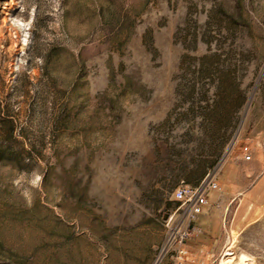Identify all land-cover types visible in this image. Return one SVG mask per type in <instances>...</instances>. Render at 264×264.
<instances>
[{"label": "rangeland", "instance_id": "374dc122", "mask_svg": "<svg viewBox=\"0 0 264 264\" xmlns=\"http://www.w3.org/2000/svg\"><path fill=\"white\" fill-rule=\"evenodd\" d=\"M208 181L200 264H264V0H0V264H152Z\"/></svg>", "mask_w": 264, "mask_h": 264}, {"label": "built area", "instance_id": "2783aa9c", "mask_svg": "<svg viewBox=\"0 0 264 264\" xmlns=\"http://www.w3.org/2000/svg\"><path fill=\"white\" fill-rule=\"evenodd\" d=\"M244 160H251L252 151L247 145L241 147ZM217 187L216 182L208 181L194 188L178 186L173 190V199L179 202L175 211L178 216L172 220L169 217L166 228L167 232L162 243L157 248L152 264H162L169 257L168 264H189L192 262L186 243L191 239L195 228V217L202 212L206 203V193ZM172 220V221H171Z\"/></svg>", "mask_w": 264, "mask_h": 264}, {"label": "crops", "instance_id": "0c3cea01", "mask_svg": "<svg viewBox=\"0 0 264 264\" xmlns=\"http://www.w3.org/2000/svg\"><path fill=\"white\" fill-rule=\"evenodd\" d=\"M191 242H192V241L189 240V241L186 243V248H187V250H188V252H189V255H190L191 259H193L192 262L189 263V264H200V257H199V255L196 253V251L194 250V248L192 247Z\"/></svg>", "mask_w": 264, "mask_h": 264}, {"label": "bare ground", "instance_id": "6f19581e", "mask_svg": "<svg viewBox=\"0 0 264 264\" xmlns=\"http://www.w3.org/2000/svg\"><path fill=\"white\" fill-rule=\"evenodd\" d=\"M232 254L231 252H227L226 255ZM233 256H225L224 260L221 261V264H227L230 263L232 261ZM247 261V257L244 254H241L239 256L238 262L236 264H245V262Z\"/></svg>", "mask_w": 264, "mask_h": 264}]
</instances>
